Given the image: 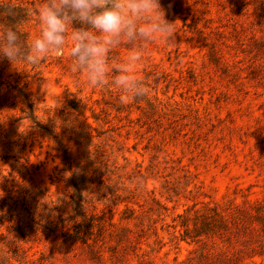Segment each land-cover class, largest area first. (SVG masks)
Listing matches in <instances>:
<instances>
[{
    "label": "rangeland",
    "instance_id": "obj_1",
    "mask_svg": "<svg viewBox=\"0 0 264 264\" xmlns=\"http://www.w3.org/2000/svg\"><path fill=\"white\" fill-rule=\"evenodd\" d=\"M49 2L0 0L22 56ZM159 6L173 39H122L103 86L70 39L0 61V264H264V0ZM133 51L148 93L122 102Z\"/></svg>",
    "mask_w": 264,
    "mask_h": 264
},
{
    "label": "clouds",
    "instance_id": "obj_2",
    "mask_svg": "<svg viewBox=\"0 0 264 264\" xmlns=\"http://www.w3.org/2000/svg\"><path fill=\"white\" fill-rule=\"evenodd\" d=\"M41 31L28 45L23 56L18 47L17 32L6 28L0 33V61L14 64L23 59L36 64L53 52H62L70 39L68 54L76 70L82 72L92 87L103 86L108 75L107 54L121 40L133 43L137 39H173L172 23L164 18L159 0H50L38 10ZM79 23L85 27L73 28ZM141 56L133 51L127 62L115 67L111 80L122 102L147 96L144 81L136 76V64Z\"/></svg>",
    "mask_w": 264,
    "mask_h": 264
},
{
    "label": "trees",
    "instance_id": "obj_3",
    "mask_svg": "<svg viewBox=\"0 0 264 264\" xmlns=\"http://www.w3.org/2000/svg\"><path fill=\"white\" fill-rule=\"evenodd\" d=\"M79 197V196H78ZM73 201H74V203L76 204V213L78 214V215H81V210L79 209V202H78V200L76 199H73Z\"/></svg>",
    "mask_w": 264,
    "mask_h": 264
}]
</instances>
